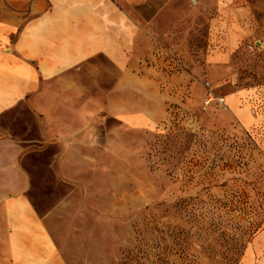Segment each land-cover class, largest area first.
<instances>
[{
  "label": "rangeland",
  "instance_id": "374dc122",
  "mask_svg": "<svg viewBox=\"0 0 264 264\" xmlns=\"http://www.w3.org/2000/svg\"><path fill=\"white\" fill-rule=\"evenodd\" d=\"M44 7L0 0V80L19 78L5 69L23 73L0 127L21 143L32 179L66 183L62 193L81 187L93 223L110 231L103 264H264V0H150L138 10L137 64L166 97L154 129L105 115L103 92L69 86L92 75L53 89L35 78L9 23ZM206 84L222 107L205 106Z\"/></svg>",
  "mask_w": 264,
  "mask_h": 264
},
{
  "label": "crops",
  "instance_id": "0c3cea01",
  "mask_svg": "<svg viewBox=\"0 0 264 264\" xmlns=\"http://www.w3.org/2000/svg\"><path fill=\"white\" fill-rule=\"evenodd\" d=\"M149 1L44 0L37 14L21 13L9 23L18 31L13 52L52 89L67 75L94 76L69 86L103 92L105 115L133 129H154L165 118L166 97L157 92L155 74L137 64L143 35L136 15ZM22 74V68L1 74L19 77L0 80L4 114L12 106L10 84H21ZM22 158L21 143L0 127V264H103L110 231L93 223L81 187L62 193L66 183L35 181ZM34 202L50 206L39 211Z\"/></svg>",
  "mask_w": 264,
  "mask_h": 264
},
{
  "label": "built area",
  "instance_id": "2783aa9c",
  "mask_svg": "<svg viewBox=\"0 0 264 264\" xmlns=\"http://www.w3.org/2000/svg\"><path fill=\"white\" fill-rule=\"evenodd\" d=\"M205 87L208 89V93L206 94V98H205V101H204V104L205 106H218V107H222L223 104H224V101L222 98H218V97H215L210 89H209V84H206Z\"/></svg>",
  "mask_w": 264,
  "mask_h": 264
}]
</instances>
